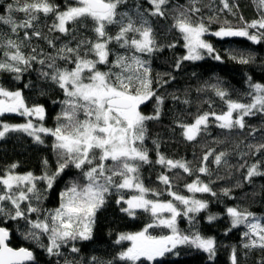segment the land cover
I'll return each instance as SVG.
<instances>
[{
  "label": "snow or ice",
  "instance_id": "snow-or-ice-1",
  "mask_svg": "<svg viewBox=\"0 0 264 264\" xmlns=\"http://www.w3.org/2000/svg\"><path fill=\"white\" fill-rule=\"evenodd\" d=\"M146 2L150 8H143L142 4L137 3L134 12L130 13L120 11L127 0H73L64 10H59L52 0H13L7 4L8 15H0V23L9 26L12 34L0 33V72L12 73L19 80L33 63H39L47 68L45 71L42 67L40 76L56 84L64 94L61 101L63 107L56 117L55 128L36 126L32 120L15 125L0 123V139L10 132L22 131L34 136L36 142L43 143L37 133H46L55 138L53 148L57 154V167L51 173L46 171L41 176H35L32 172L16 174L13 169L17 165L13 164L0 175V264H35L36 260L31 249L10 246L13 233L9 221H23V239L35 242L49 256H60L61 248L70 242L92 239L96 214L113 191L119 194L116 203L127 205L122 211L134 215L135 210L142 209L152 217V222L141 231L118 237L117 244L122 241L131 242L130 247L118 253V261L127 264L156 261L173 253L181 245L203 250L209 254V259L215 256L213 238L204 237L199 232L185 235L177 227L178 217H189L190 214L206 210L208 203L172 191L170 177L163 173L158 176V180L166 186L167 194L173 199L163 201L149 198L150 193L155 197L162 193L146 187L140 177L142 165L152 163L144 147L146 121L159 118L160 105L163 103V98L152 87L150 60L144 58L145 55L151 56L162 50L148 17H165L169 0ZM223 2L224 7L229 9L227 0ZM256 3L261 11L258 19L245 21L239 28L226 24L212 35L221 39L245 37L257 44L264 41V0H256ZM198 11L194 7L177 9L178 14L174 17L172 27L182 35L187 54L177 60L176 68H180L183 61L203 60L205 55L215 60L221 59L214 46L203 38L208 27L189 15V12ZM15 13H23L25 18L17 20ZM41 16L54 17L49 32L63 35H71L75 25L87 27L86 22L91 21L94 39L79 40L75 47L62 45L57 48L53 39L37 29ZM110 26L118 27L114 35L109 32ZM252 29L257 32L253 33L250 31ZM32 37L46 40L50 47L56 49L55 55L44 54L42 51L38 53L36 47H32L31 53L26 54L24 48L30 45ZM113 44L123 51H113ZM57 61L72 64L73 67H61ZM238 62L246 64L249 60L242 56ZM211 87L224 100L226 110L219 114L214 111L204 112L197 115L193 123L182 124L183 135L189 141L195 140L207 129L210 117H214L219 128L232 130L244 129L245 117L264 113V84L252 83L249 78L250 91L247 95L251 99L248 103L233 101L218 85ZM153 98L156 100L154 114H143L141 106ZM7 113L35 117L39 121L45 119L43 106H29L22 91L0 86V116ZM248 147L256 152L264 151V143ZM157 155L155 163L169 170L178 168L185 173H193L187 162L167 159L159 153ZM210 155L211 151L205 154L202 165ZM226 155L224 152L215 155L214 162L221 164ZM44 163L47 166V161ZM261 165V161L248 165L245 178L250 180L255 176H264V171L260 170ZM69 166L79 170L80 179L71 181L59 193L58 207L43 208L42 201L46 196L38 188V182H44L45 191L51 190ZM196 171L207 174L209 169L200 166ZM186 188L193 194L216 195L209 184L202 182L199 177L188 183ZM123 190L135 194L126 199ZM224 195H228L227 189ZM227 214L231 218L232 227L244 225L247 229L243 233L247 240L243 245L245 249L264 250V223L260 218L237 207L227 208ZM215 219L216 216H208L209 221ZM155 227L166 228L170 234L152 235L149 230ZM44 237L47 243H44ZM71 251L77 253L79 249L73 244ZM231 262L237 264L235 248ZM65 264L70 262L65 261ZM107 264L113 262L108 261Z\"/></svg>",
  "mask_w": 264,
  "mask_h": 264
},
{
  "label": "trees",
  "instance_id": "trees-1",
  "mask_svg": "<svg viewBox=\"0 0 264 264\" xmlns=\"http://www.w3.org/2000/svg\"><path fill=\"white\" fill-rule=\"evenodd\" d=\"M13 0H0V15H8L7 4ZM59 10H64L67 4L73 0H52ZM140 3L143 8H150L146 0H127L120 11L134 12V5ZM229 9L224 7L223 0H169L166 6L165 17H151L149 22L154 30V35L161 51L144 58L150 60L153 79V89L156 94L163 98L160 105L158 119L146 121V136L144 147L152 163L143 164L140 169V177L144 185L150 189L162 193L159 197L149 194V198L167 201L173 199L167 194L166 186L159 180L160 174L170 177L172 191L187 197H194L208 203V208L199 213L190 214L189 217H178L177 226L185 235L199 232L204 237L215 240V256L209 259V254L187 245L178 246L173 253H168L156 261H144V264H221L219 255L221 247L236 249L237 264H264V250L260 248L245 249L247 240L243 233L247 230L244 225L232 227L231 218L227 214V208L237 207L240 210L252 212L264 223V176H255L246 179L247 166L261 161L260 170L264 171V151L256 152L249 145L264 143V113H256L245 117L246 127L232 130L221 129L217 126L214 117H210V123L205 131L195 140L189 141L183 135L182 124H191L194 118L204 112H216L219 114L226 110V104L211 87L218 85L228 93L233 101L243 103L250 102L247 95L250 91L249 78L252 83L264 84V41L253 43L245 37L219 38L212 33L221 27H242L245 21L251 22L258 19L261 11L256 0H227ZM198 8L199 11L189 15L193 20L202 21L208 32L205 39L216 49L221 59L215 60L205 55L203 60L183 61L180 68H176V62L186 55L184 40L178 29L172 27L174 17L178 14L177 9L187 10ZM17 20L24 19L23 13H15ZM243 18V19H241ZM54 17L41 16L36 27L49 38L54 40L56 47L68 45L75 47L79 40L94 39L91 31V21H87V27L73 26L71 35H63L58 32H49ZM117 26H110L109 32L115 34ZM256 33L257 30H250ZM0 33H10L9 26L0 23ZM23 36V32L20 33ZM13 38H17L13 36ZM175 45V47H169ZM36 47L37 52L55 55L56 49L50 47L47 41L32 37L30 45L24 48L26 54L31 53V48ZM113 51H123L118 45H111ZM247 58L248 63H239L240 57ZM236 57V59H233ZM61 67H73L64 61H57ZM42 67L39 63H33L25 71L19 80L14 74L0 72V86L9 90H20L25 102L29 106L41 105L45 108V119L42 121L46 128H55L56 117L61 112L64 99L62 90L50 80L40 76ZM103 67V66H102ZM43 70L47 71L46 67ZM165 81H167L165 83ZM25 85H29L25 87ZM187 101V103L185 102ZM156 108V100L146 102L141 106L145 115H153ZM9 122H20L23 116L5 114L1 117ZM255 130V131H253ZM43 143L22 132H10L0 139V175H3L11 165L16 164L14 173L24 174L32 172L35 176H41L46 171L51 173L57 167V154L53 148L55 138L44 134L41 138ZM155 142V143H154ZM157 144L159 147H157ZM212 152L207 161L202 160L205 154ZM221 152L227 153L221 164L217 165L215 155ZM157 153L167 159L187 162L193 170L192 174L185 173L182 169L169 170L165 166L155 163ZM47 161V166L45 165ZM241 165H245L241 167ZM200 166H206L209 172L199 173L196 171ZM199 179L208 183L212 191L216 193H190L186 185ZM80 179L79 170L69 166L57 179L51 190L45 191L43 181L37 186L44 193L46 199L42 201L45 209H54L59 205V193L73 180ZM228 195H224V190ZM135 194L130 190H123L127 199ZM119 194L113 191L106 198L105 205L97 212L91 240L70 242L61 248L62 255L49 256L48 253L33 241L23 239L21 233L25 231L23 221L8 222L12 230L10 245L12 247H27L34 252L35 264H127L116 259L119 252L130 247L129 241L116 243L118 237L124 233H133L142 230L152 222L149 212L137 209L134 215L122 211L126 204L116 203ZM178 203V202H176ZM181 209L183 206L180 205ZM216 216L213 221L208 216ZM191 217V219H190ZM152 235H168L166 228L155 227L149 230ZM47 243V238H43ZM75 245L79 252L73 253L71 247ZM95 258V259H94ZM232 264V262H231Z\"/></svg>",
  "mask_w": 264,
  "mask_h": 264
},
{
  "label": "rangeland",
  "instance_id": "rangeland-1",
  "mask_svg": "<svg viewBox=\"0 0 264 264\" xmlns=\"http://www.w3.org/2000/svg\"><path fill=\"white\" fill-rule=\"evenodd\" d=\"M239 28V27H238ZM204 39H205V37H203ZM206 40V39H205ZM186 54H187V52H186ZM7 114H16V115H19L18 113H7ZM5 115V114H4ZM19 116H21V115H19ZM1 117L2 116H0V123H9V124H24V123H26L28 120H32V122H33V124L34 125H36V126H40V125H42V126H44V124H43V122L42 121H39V120H37V118H35V117H25V116H23L24 117V120L23 121H20V122H9L8 120H3V119H1ZM45 127V126H44ZM24 133H26V132H24ZM26 134H28V133H26ZM41 138H42V136L44 135V134H46V133H37ZM33 138H34V136H32ZM35 139V138H34ZM17 174V173H16ZM24 174H26V173H24ZM21 175H23V174H21ZM136 211V210H135ZM262 222V221H261ZM263 223V222H262ZM178 227V226H177ZM141 231V230H140ZM139 232V231H138ZM133 233H135V232H133ZM124 234H126V233H124ZM129 244H130V246H131V242L129 241ZM219 255H220V258H221V264H231V256H232V251H231V249H229V248H224V247H221V249H220V252H219Z\"/></svg>",
  "mask_w": 264,
  "mask_h": 264
},
{
  "label": "water",
  "instance_id": "water-1",
  "mask_svg": "<svg viewBox=\"0 0 264 264\" xmlns=\"http://www.w3.org/2000/svg\"><path fill=\"white\" fill-rule=\"evenodd\" d=\"M11 246V245H10ZM15 248V247H14Z\"/></svg>",
  "mask_w": 264,
  "mask_h": 264
}]
</instances>
